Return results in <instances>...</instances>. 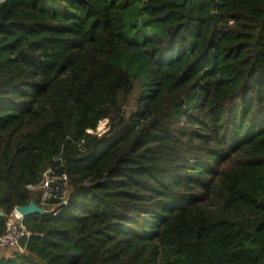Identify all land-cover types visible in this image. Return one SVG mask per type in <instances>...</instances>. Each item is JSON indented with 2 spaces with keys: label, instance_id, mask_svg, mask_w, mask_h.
<instances>
[{
  "label": "trees",
  "instance_id": "trees-1",
  "mask_svg": "<svg viewBox=\"0 0 264 264\" xmlns=\"http://www.w3.org/2000/svg\"><path fill=\"white\" fill-rule=\"evenodd\" d=\"M32 201L0 264H264V0H0V235Z\"/></svg>",
  "mask_w": 264,
  "mask_h": 264
},
{
  "label": "built area",
  "instance_id": "built-area-1",
  "mask_svg": "<svg viewBox=\"0 0 264 264\" xmlns=\"http://www.w3.org/2000/svg\"><path fill=\"white\" fill-rule=\"evenodd\" d=\"M65 182L64 175L55 176L51 170H47L40 184L35 187L29 186L28 189L40 191V202L43 206L49 205L50 200H58L65 204L67 199ZM30 236L24 225V218L14 209L6 220L5 231L0 235V257L24 253L25 242Z\"/></svg>",
  "mask_w": 264,
  "mask_h": 264
},
{
  "label": "water",
  "instance_id": "water-1",
  "mask_svg": "<svg viewBox=\"0 0 264 264\" xmlns=\"http://www.w3.org/2000/svg\"><path fill=\"white\" fill-rule=\"evenodd\" d=\"M214 18H215V14H212V19L214 20ZM88 133H91V131H89ZM15 209L23 218H27L31 215H43V214H45V211L41 208H38L33 203V201L30 202L27 206L16 207Z\"/></svg>",
  "mask_w": 264,
  "mask_h": 264
},
{
  "label": "rangeland",
  "instance_id": "rangeland-1",
  "mask_svg": "<svg viewBox=\"0 0 264 264\" xmlns=\"http://www.w3.org/2000/svg\"><path fill=\"white\" fill-rule=\"evenodd\" d=\"M108 129V120H102L97 125L96 129L94 131H91L92 134L101 135L104 132H106Z\"/></svg>",
  "mask_w": 264,
  "mask_h": 264
}]
</instances>
